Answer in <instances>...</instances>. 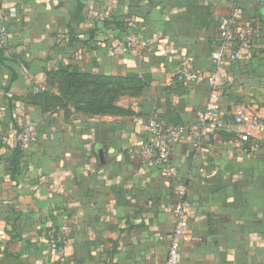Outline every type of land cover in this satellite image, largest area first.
I'll use <instances>...</instances> for the list:
<instances>
[{
	"label": "crops",
	"instance_id": "0c3cea01",
	"mask_svg": "<svg viewBox=\"0 0 264 264\" xmlns=\"http://www.w3.org/2000/svg\"><path fill=\"white\" fill-rule=\"evenodd\" d=\"M1 3L0 264H165L181 187L191 235L180 264H264V137L248 155L234 145L235 111L264 112V37L222 66L217 89L179 77L186 60L217 71L221 18L236 7L264 25V0ZM133 33L150 43L141 54L123 50ZM211 101L224 127L173 146L175 180L141 163L149 118L188 126ZM29 124L37 140L10 149ZM63 226L66 257L45 245Z\"/></svg>",
	"mask_w": 264,
	"mask_h": 264
},
{
	"label": "built area",
	"instance_id": "2783aa9c",
	"mask_svg": "<svg viewBox=\"0 0 264 264\" xmlns=\"http://www.w3.org/2000/svg\"><path fill=\"white\" fill-rule=\"evenodd\" d=\"M6 15L2 10L0 0V49L7 52L9 48V29ZM220 51L212 55V61L218 69L213 73L200 72L192 61L186 60L179 69V77L191 82L207 81L213 89L224 85L226 74L222 70L225 63L238 62L243 54L252 51L257 42L264 37V25L260 22L244 24L236 7L232 9L230 16L221 18L219 22ZM150 46L147 39L139 34L129 35L123 45V50L128 53L141 54ZM38 92H46L45 86H38ZM222 108L217 102H209L205 114L194 124L188 126H173L157 118L147 120V137L137 149L136 154L144 166L150 164L163 166L168 179L175 180L172 170V148L185 138L195 141L202 131L207 129L212 134H217L224 127L221 119ZM235 125L239 128V141L234 144L235 149L241 154H251L261 147L260 141L264 137V112H245L237 109L234 114ZM37 130L35 124H29L19 134L13 135L6 144L10 149L35 142ZM198 145L197 143L195 144ZM180 201L173 208L175 229L171 236V242L165 264L181 263V247L189 240L191 228L187 210L190 203L186 198L187 189L181 187L178 192ZM65 227L52 232L45 240L48 251L56 252L61 257L67 256L68 247L65 245L63 233Z\"/></svg>",
	"mask_w": 264,
	"mask_h": 264
},
{
	"label": "trees",
	"instance_id": "16d2710c",
	"mask_svg": "<svg viewBox=\"0 0 264 264\" xmlns=\"http://www.w3.org/2000/svg\"><path fill=\"white\" fill-rule=\"evenodd\" d=\"M81 82H82V79H80V81L77 80V81L75 82V84H81Z\"/></svg>",
	"mask_w": 264,
	"mask_h": 264
}]
</instances>
